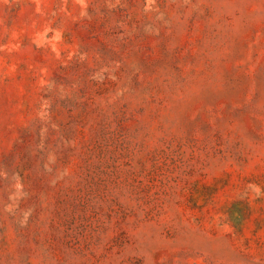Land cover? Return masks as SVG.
<instances>
[{
  "label": "rangeland",
  "instance_id": "1",
  "mask_svg": "<svg viewBox=\"0 0 264 264\" xmlns=\"http://www.w3.org/2000/svg\"><path fill=\"white\" fill-rule=\"evenodd\" d=\"M0 264H264V0H0Z\"/></svg>",
  "mask_w": 264,
  "mask_h": 264
}]
</instances>
